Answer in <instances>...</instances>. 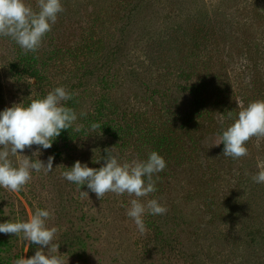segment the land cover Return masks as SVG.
Wrapping results in <instances>:
<instances>
[{
    "label": "rangeland",
    "instance_id": "rangeland-1",
    "mask_svg": "<svg viewBox=\"0 0 264 264\" xmlns=\"http://www.w3.org/2000/svg\"><path fill=\"white\" fill-rule=\"evenodd\" d=\"M24 2L36 9L37 0ZM61 3L36 52L0 36V111L62 86L73 94L64 106L77 114L51 148L10 154L16 166L21 155L53 156V170H33L19 192L0 187V223L49 211L60 244L51 254L64 264H264V183L251 179L264 164V137L247 141L238 159L212 146L234 122L229 111L236 117L264 100V0ZM111 147L120 163L152 151L166 162L153 176L156 191L139 199L168 211L146 212L143 234L127 215L136 197L99 200L62 176L77 160L101 167L95 161ZM38 249L22 234L0 233V264Z\"/></svg>",
    "mask_w": 264,
    "mask_h": 264
},
{
    "label": "clouds",
    "instance_id": "clouds-1",
    "mask_svg": "<svg viewBox=\"0 0 264 264\" xmlns=\"http://www.w3.org/2000/svg\"><path fill=\"white\" fill-rule=\"evenodd\" d=\"M63 11L61 0H37L36 9L24 0H0V36L10 37L25 54L34 53L56 23L58 14ZM72 95L64 87H56L45 97L32 99L28 106L13 104L0 111V187L19 192L30 181L33 170H43L45 173L53 170V156H49L45 163L21 155L23 159L18 166L9 157L33 145L38 146L35 152L38 155L39 148H51L61 131L68 130L77 120L76 112L64 106V102L70 100ZM228 115L234 122L222 130L218 142L212 146L222 143L223 155L238 159L248 154L245 146L247 141L253 137H264V100L241 106L236 117L231 111ZM80 127L77 125L75 130L79 131ZM100 128L99 123L91 124L93 131ZM112 148L105 149L106 155L95 161L100 163L103 160L101 167H88L77 160L72 167H66L68 170L62 176L80 188L86 185L99 200L108 192L136 197L130 200L127 215L143 234L146 231L143 219L146 212L163 215L168 211L156 199H149L146 203L139 199L156 191L153 176L165 169L166 162L156 151H152L145 160L120 163L117 155L110 150ZM259 167L260 170L251 179L256 183H264V164ZM83 193L88 196L87 192ZM49 216V211L37 208L27 221L0 223V233L22 234L24 241L39 245L41 249H50V253L38 249L33 256L27 259L21 257L14 260L13 264H64L60 255L51 254L58 253L60 244L54 243L58 229L46 226Z\"/></svg>",
    "mask_w": 264,
    "mask_h": 264
},
{
    "label": "trees",
    "instance_id": "trees-1",
    "mask_svg": "<svg viewBox=\"0 0 264 264\" xmlns=\"http://www.w3.org/2000/svg\"><path fill=\"white\" fill-rule=\"evenodd\" d=\"M264 56V55H263ZM263 89V88H262ZM262 93H264V89L262 90Z\"/></svg>",
    "mask_w": 264,
    "mask_h": 264
}]
</instances>
